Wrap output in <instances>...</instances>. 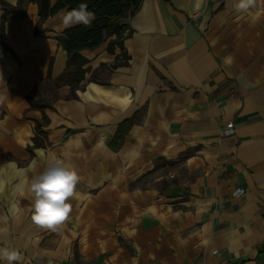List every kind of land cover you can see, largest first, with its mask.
Returning <instances> with one entry per match:
<instances>
[{"label":"crops","instance_id":"crops-1","mask_svg":"<svg viewBox=\"0 0 264 264\" xmlns=\"http://www.w3.org/2000/svg\"><path fill=\"white\" fill-rule=\"evenodd\" d=\"M238 2L142 0L123 50L108 52L110 39L81 52L75 96L56 83L66 10L36 32L39 9L26 0V18L6 23L0 248L19 251L13 264H264V0ZM36 88L44 108L28 100ZM53 158L80 177L58 231L33 222V198L19 190Z\"/></svg>","mask_w":264,"mask_h":264},{"label":"trees","instance_id":"trees-1","mask_svg":"<svg viewBox=\"0 0 264 264\" xmlns=\"http://www.w3.org/2000/svg\"><path fill=\"white\" fill-rule=\"evenodd\" d=\"M16 5H10L6 0H0V6L3 11L0 25V47L7 49L6 44L2 40L5 31V25L8 22L21 21L26 18V0H16ZM81 2L88 4L89 10L95 14L91 27L77 25L69 28L64 32L56 34V41L62 47L68 56V66L66 71L56 81L57 85H70L72 96L81 89L82 81L88 71L85 66L88 60L81 55L84 50H95L109 41L108 52L114 53L116 48L123 50L124 41L130 36L127 20L133 17L140 9L142 0H58L54 6H50L49 0H29L38 6L39 20L36 24V32L39 31L42 23L48 18L55 16L62 10H70L77 8ZM119 60V58H118ZM129 57L121 54V60L113 65V69L122 64H126ZM125 61V62H124ZM50 80V74L47 78ZM39 97V89H35L28 97L32 107L44 108L40 101L35 98ZM137 119L132 118L122 123L116 133L111 146L117 149L126 134L130 131ZM35 145L39 146L38 136H45V132L41 129V125H36Z\"/></svg>","mask_w":264,"mask_h":264},{"label":"clouds","instance_id":"clouds-1","mask_svg":"<svg viewBox=\"0 0 264 264\" xmlns=\"http://www.w3.org/2000/svg\"><path fill=\"white\" fill-rule=\"evenodd\" d=\"M254 0H239L238 10H247ZM61 28L68 29L76 25L91 27L95 14L89 10L88 4L81 2L77 8L66 10L60 14ZM80 177L75 168L60 158H53L47 166L29 181L27 178L19 186L23 194L25 186L31 194L32 220L41 228L58 231L59 226L69 218L72 205L70 198L78 196L75 191ZM0 259L13 264L22 259L19 251L0 248Z\"/></svg>","mask_w":264,"mask_h":264}]
</instances>
